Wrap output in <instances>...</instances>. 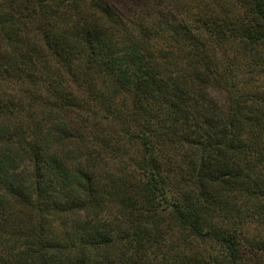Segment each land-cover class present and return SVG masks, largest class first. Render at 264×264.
<instances>
[{
    "label": "trees",
    "instance_id": "obj_1",
    "mask_svg": "<svg viewBox=\"0 0 264 264\" xmlns=\"http://www.w3.org/2000/svg\"><path fill=\"white\" fill-rule=\"evenodd\" d=\"M133 1L0 0V264H264V0Z\"/></svg>",
    "mask_w": 264,
    "mask_h": 264
},
{
    "label": "rangeland",
    "instance_id": "obj_2",
    "mask_svg": "<svg viewBox=\"0 0 264 264\" xmlns=\"http://www.w3.org/2000/svg\"><path fill=\"white\" fill-rule=\"evenodd\" d=\"M111 2H114L117 6L121 7L124 6L126 8V2H134L133 0H110ZM135 3H131V7L127 8L125 10V14H128L126 16H129V10L130 8L134 7ZM17 86L18 89H22L17 83H0V92H7L8 94H22L20 92H17L12 86ZM7 100H9L7 98ZM113 219V217H110ZM214 218V217H212ZM28 216H24L21 218V220H25L28 222ZM214 222H218V220H213ZM170 226V229L162 227L160 229H157L155 231L151 232L152 239L149 240L147 237V241L145 242V247L142 251L137 252V257L133 259V262L141 263V264H165L167 263L166 258L168 260L171 257H176L179 254H183L185 251L184 243L187 242L193 243L191 246L192 252H201L204 254L205 247L202 244V242H199L195 238H193L190 233L181 226V223L174 217H169V222H167ZM250 235H259V233H263V230L261 226H258L257 232H255V227L247 225L246 228ZM115 249H117L115 251ZM184 249V251H182ZM112 254L119 253L120 246L118 248L112 249ZM202 263L203 264H209L208 260L205 259V257H202Z\"/></svg>",
    "mask_w": 264,
    "mask_h": 264
}]
</instances>
